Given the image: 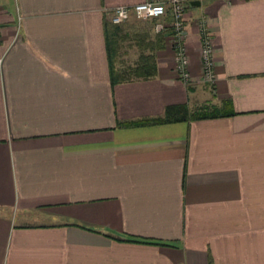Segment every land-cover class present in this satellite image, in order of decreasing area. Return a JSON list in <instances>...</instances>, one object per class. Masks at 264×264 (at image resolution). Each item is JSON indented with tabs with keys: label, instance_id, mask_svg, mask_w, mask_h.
I'll list each match as a JSON object with an SVG mask.
<instances>
[{
	"label": "crops",
	"instance_id": "1",
	"mask_svg": "<svg viewBox=\"0 0 264 264\" xmlns=\"http://www.w3.org/2000/svg\"><path fill=\"white\" fill-rule=\"evenodd\" d=\"M143 2L0 0V264H264V0H187L186 85L167 6L113 25L110 84L108 12Z\"/></svg>",
	"mask_w": 264,
	"mask_h": 264
},
{
	"label": "built area",
	"instance_id": "2",
	"mask_svg": "<svg viewBox=\"0 0 264 264\" xmlns=\"http://www.w3.org/2000/svg\"><path fill=\"white\" fill-rule=\"evenodd\" d=\"M186 2L187 0H166L165 3L143 2L131 7L117 6L108 12L109 22L112 25H120L127 21L130 16H133L139 21L160 19L165 15V6H167L170 15L168 27L171 30L170 46L173 50V71L177 80L184 85L190 82V76L187 71L188 61L182 44L184 37L183 17ZM197 26L200 36V82L203 84H213L215 81L213 72V49L206 33L203 18L199 20ZM164 27L165 25L162 22H157L154 25V30L161 32Z\"/></svg>",
	"mask_w": 264,
	"mask_h": 264
},
{
	"label": "trees",
	"instance_id": "3",
	"mask_svg": "<svg viewBox=\"0 0 264 264\" xmlns=\"http://www.w3.org/2000/svg\"><path fill=\"white\" fill-rule=\"evenodd\" d=\"M118 28L116 26L111 25L109 22L104 23V35H105V46H106V53L109 61V78H110V84H115L120 82V80L117 79V74L113 73L112 68H111V59L114 57L116 53V34H117ZM141 59V65L137 68H134L132 70V73L135 74H140L143 73L145 74L143 78H147L150 76L154 75L155 72V67L151 63L152 57L151 55H146L142 56L140 55L139 57ZM123 81H129V76L121 79ZM219 116V113L217 111H199L196 113H193L189 116L190 120H198V119H205V118H213ZM160 119H149V120H143L136 122L134 124H154V123H159ZM126 242H133V243H138L141 241H137L134 239H127L125 240ZM145 242V241H142ZM146 244H149L146 242Z\"/></svg>",
	"mask_w": 264,
	"mask_h": 264
},
{
	"label": "rangeland",
	"instance_id": "4",
	"mask_svg": "<svg viewBox=\"0 0 264 264\" xmlns=\"http://www.w3.org/2000/svg\"><path fill=\"white\" fill-rule=\"evenodd\" d=\"M120 26H121L122 29H124V28H126L128 26H131V24L126 23V24H123V25L121 24ZM119 28L120 27H118V29ZM124 30H126V29H124ZM116 45H117V49H116V53H115V55L113 57L114 58L113 60H115V61L120 60V65L119 66H122L124 69H126V68L129 67L127 64H128V59H130V58H128V57L132 56L131 55L132 50H130V49L127 50V49L124 48V50H122V54L125 53V55H122L121 54V46H118L117 41H116ZM134 56H136V54Z\"/></svg>",
	"mask_w": 264,
	"mask_h": 264
},
{
	"label": "water",
	"instance_id": "5",
	"mask_svg": "<svg viewBox=\"0 0 264 264\" xmlns=\"http://www.w3.org/2000/svg\"><path fill=\"white\" fill-rule=\"evenodd\" d=\"M191 5L198 6V3L197 2H193V3H191Z\"/></svg>",
	"mask_w": 264,
	"mask_h": 264
}]
</instances>
